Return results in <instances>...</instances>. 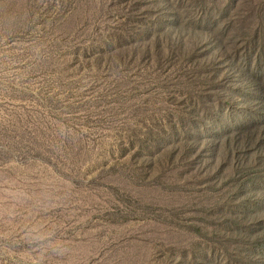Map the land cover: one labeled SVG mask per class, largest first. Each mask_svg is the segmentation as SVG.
Instances as JSON below:
<instances>
[{
	"label": "rangeland",
	"instance_id": "rangeland-1",
	"mask_svg": "<svg viewBox=\"0 0 264 264\" xmlns=\"http://www.w3.org/2000/svg\"><path fill=\"white\" fill-rule=\"evenodd\" d=\"M0 264H264V0H0Z\"/></svg>",
	"mask_w": 264,
	"mask_h": 264
}]
</instances>
